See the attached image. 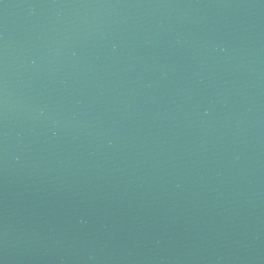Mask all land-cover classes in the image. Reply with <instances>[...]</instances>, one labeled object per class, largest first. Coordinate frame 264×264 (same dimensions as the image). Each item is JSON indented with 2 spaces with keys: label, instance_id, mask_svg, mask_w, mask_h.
<instances>
[{
  "label": "water",
  "instance_id": "obj_1",
  "mask_svg": "<svg viewBox=\"0 0 264 264\" xmlns=\"http://www.w3.org/2000/svg\"><path fill=\"white\" fill-rule=\"evenodd\" d=\"M0 264H264V0H0Z\"/></svg>",
  "mask_w": 264,
  "mask_h": 264
}]
</instances>
